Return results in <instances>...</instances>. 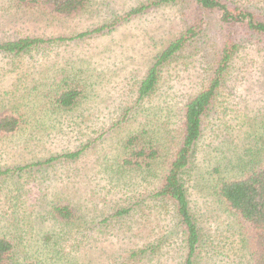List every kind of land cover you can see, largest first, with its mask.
Wrapping results in <instances>:
<instances>
[{
  "label": "rangeland",
  "instance_id": "rangeland-1",
  "mask_svg": "<svg viewBox=\"0 0 264 264\" xmlns=\"http://www.w3.org/2000/svg\"><path fill=\"white\" fill-rule=\"evenodd\" d=\"M139 1L91 0L80 13L60 16L39 7L17 6L15 0H0V40L72 37L111 21ZM231 1L264 21V0ZM190 5L168 3L110 31L54 40L20 55L0 54V116L18 119L13 131L0 135V170L29 165L21 174L0 175V233L23 235L29 241L18 245L30 253L32 233L48 232L55 257L51 264L181 262L184 249L171 212L150 196L166 163L162 159L153 172L121 169L115 159L124 140L141 128L174 147L183 105L205 85L208 65L229 29L234 30L237 48L203 120L195 162L203 167L201 171L222 164L219 174L227 175L230 164L248 153L255 138L264 133V48L259 37L240 24L222 27L216 13L202 15L203 33L163 67L155 92L137 102V85L154 56L194 23H187L182 14ZM191 10L186 13L191 15ZM74 86L79 91L77 103L68 109L55 106V91ZM78 149L82 152L76 159L59 158L42 168L35 166ZM188 193L205 241L199 264L241 260L226 206L207 187L189 186ZM136 200L141 201L136 211L115 214ZM53 201L71 204L78 223L53 222L47 213ZM156 238L161 244L153 254L130 257L132 250L155 243Z\"/></svg>",
  "mask_w": 264,
  "mask_h": 264
},
{
  "label": "trees",
  "instance_id": "trees-1",
  "mask_svg": "<svg viewBox=\"0 0 264 264\" xmlns=\"http://www.w3.org/2000/svg\"><path fill=\"white\" fill-rule=\"evenodd\" d=\"M91 0H15L17 6L27 8L39 7L60 16H72L83 11ZM174 2L191 4L189 9L183 11L187 24L185 30L171 40L153 58L143 78L137 85V102L149 98L157 89V82L161 70L170 63L177 55L202 32L204 23L203 14L216 13L219 23L225 29L240 24L245 32L255 33L259 44L264 48V21L255 17L253 12L246 8H240L231 0H142L131 7L122 15H116L111 21L103 23L93 29L80 32L72 37L38 38L18 37L0 40V54L20 55L41 44L54 40L81 39L91 34H99L105 30L110 31L123 21H129L149 9H154L165 4ZM192 9V10H191ZM191 10V17L190 12ZM204 19V20H203ZM203 33V32H202ZM202 35V34H201ZM237 48L234 43V30L228 31L227 36L221 42V47L216 51L214 59H211L206 70L207 78L205 85L195 94L189 96L182 108L181 131L177 136L174 147L166 145L150 136V131L137 129L127 136L123 142L117 166L131 171L149 170L154 171V165L162 159L166 163L160 184L152 196L160 206L167 207L173 217V225L177 230L178 238L184 249V255L179 264H199V257L205 248V241L190 206L188 187L204 188L212 191V196L217 198L228 209L231 222L234 224V235L238 251L237 257L242 253V259L232 264H264V133L258 135L254 141V147L248 149V153L238 156L235 163L230 164L227 175L221 176L222 164L203 167L196 164L197 143L202 135L203 120L211 110L214 101L222 88L227 73L232 51ZM261 48V49H263ZM78 89L69 87L60 89L53 94V103L59 108L68 109L78 101ZM18 126V119L13 115L0 116V135L13 131ZM147 133H149L147 135ZM257 136V135H256ZM82 152L81 149L50 157L37 163L40 168L49 162L59 158L76 159ZM29 168L16 167L13 169L0 170V175H7L13 171L21 174V171ZM202 168V169H201ZM190 183V184H188ZM189 185V186H188ZM141 204L136 200L126 209L117 210L115 214L130 213L137 210ZM53 222L63 225H75L78 223L74 207L66 202L53 201L47 209ZM107 220V219H106ZM71 230V229H69ZM38 234V235H37ZM37 236L31 235L28 247L31 252L19 247L23 246L28 239L23 235L10 237L0 233V264H51L54 248L51 234L44 235L37 232ZM83 236V234H81ZM155 239V243L145 245L138 250H132L130 257L144 253H154L160 248L161 240ZM34 249V250H32ZM230 250V248L228 249ZM208 258L212 257L208 249ZM41 255L45 256L44 258ZM55 258V257H54ZM237 260V258L232 261Z\"/></svg>",
  "mask_w": 264,
  "mask_h": 264
}]
</instances>
